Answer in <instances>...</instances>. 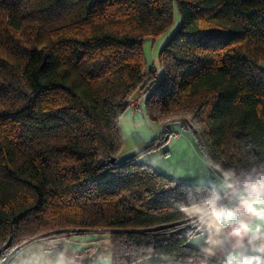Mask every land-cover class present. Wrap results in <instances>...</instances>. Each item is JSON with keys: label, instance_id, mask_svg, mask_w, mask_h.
<instances>
[{"label": "trees", "instance_id": "16d2710c", "mask_svg": "<svg viewBox=\"0 0 264 264\" xmlns=\"http://www.w3.org/2000/svg\"><path fill=\"white\" fill-rule=\"evenodd\" d=\"M175 10L160 74L144 43ZM263 63L264 0H0V260L93 230L113 264L194 261L178 205L208 183L139 156L186 129L224 167L264 161ZM140 95L161 134L121 157V117Z\"/></svg>", "mask_w": 264, "mask_h": 264}, {"label": "clouds", "instance_id": "9594fccd", "mask_svg": "<svg viewBox=\"0 0 264 264\" xmlns=\"http://www.w3.org/2000/svg\"><path fill=\"white\" fill-rule=\"evenodd\" d=\"M206 190L186 197L178 207L195 227L199 254L189 264H264V161L224 167L207 160ZM63 237L36 239L12 264H88Z\"/></svg>", "mask_w": 264, "mask_h": 264}, {"label": "crops", "instance_id": "0c3cea01", "mask_svg": "<svg viewBox=\"0 0 264 264\" xmlns=\"http://www.w3.org/2000/svg\"><path fill=\"white\" fill-rule=\"evenodd\" d=\"M137 112L138 111L133 114ZM149 139L145 141H149ZM167 148L168 153L164 156H160V159H163V164L166 166H161L164 173L186 181L209 183L210 174L206 171L207 159L191 131L180 129L177 134L170 138ZM101 236H103L102 239H100ZM36 239H45V237H36L21 245L11 253L6 264H12L17 253L20 252L22 248L26 247L27 243H31ZM68 240L70 246L80 253H86L87 247L94 246V254L89 264H113L110 242L106 234L90 230L83 235L72 236ZM190 244L199 248L200 240L198 239V234L191 237ZM137 264L172 263L166 261L165 258L161 256H151L140 260Z\"/></svg>", "mask_w": 264, "mask_h": 264}, {"label": "rangeland", "instance_id": "374dc122", "mask_svg": "<svg viewBox=\"0 0 264 264\" xmlns=\"http://www.w3.org/2000/svg\"><path fill=\"white\" fill-rule=\"evenodd\" d=\"M180 21H181V16L179 12L175 10L174 25L160 36L155 38L147 37V39L145 40L144 54L146 59V65L148 67H152L153 64L155 66H158L160 69L159 71L160 74H162V68H160L161 65L159 60L160 50L162 49L168 38L171 36L172 32L175 30L177 25L180 23ZM142 103H143V97H142ZM120 124H121L122 136H123V146L120 151L121 157L129 156L138 152L140 149L144 148L145 145L150 143L156 136L157 137L160 136L161 134L160 130H162V126L160 124L150 120L146 116L144 111V106H142L136 114H133L131 113L130 110H127L122 115ZM172 127L176 128L178 127V125H173ZM148 139L149 141H145ZM167 146L168 144L161 146L160 147L161 149L145 150L139 156V160L142 162L150 163L157 170L163 172L161 168L166 166L163 164V159H160V156L166 155L162 153V150L165 149ZM98 232H102V231H98Z\"/></svg>", "mask_w": 264, "mask_h": 264}, {"label": "built area", "instance_id": "2783aa9c", "mask_svg": "<svg viewBox=\"0 0 264 264\" xmlns=\"http://www.w3.org/2000/svg\"><path fill=\"white\" fill-rule=\"evenodd\" d=\"M135 102H136V103H135ZM136 105H137V106H136ZM141 107H142V95L137 96V97L134 99V101H133V103H132V105H131V111H132V112H136V111H138ZM8 258H9V256H7V257L4 259V261H3L4 264H6Z\"/></svg>", "mask_w": 264, "mask_h": 264}, {"label": "snow or ice", "instance_id": "6c2138e0", "mask_svg": "<svg viewBox=\"0 0 264 264\" xmlns=\"http://www.w3.org/2000/svg\"><path fill=\"white\" fill-rule=\"evenodd\" d=\"M0 264H4L3 260H0Z\"/></svg>", "mask_w": 264, "mask_h": 264}]
</instances>
